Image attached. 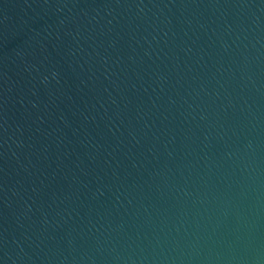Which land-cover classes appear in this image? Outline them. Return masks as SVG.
Instances as JSON below:
<instances>
[{
  "label": "water",
  "instance_id": "95a60500",
  "mask_svg": "<svg viewBox=\"0 0 264 264\" xmlns=\"http://www.w3.org/2000/svg\"><path fill=\"white\" fill-rule=\"evenodd\" d=\"M0 264H264V0H0Z\"/></svg>",
  "mask_w": 264,
  "mask_h": 264
}]
</instances>
